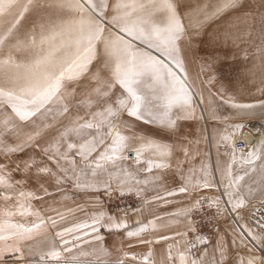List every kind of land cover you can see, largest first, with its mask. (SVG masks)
I'll use <instances>...</instances> for the list:
<instances>
[{
    "label": "snow or ice",
    "instance_id": "1",
    "mask_svg": "<svg viewBox=\"0 0 264 264\" xmlns=\"http://www.w3.org/2000/svg\"><path fill=\"white\" fill-rule=\"evenodd\" d=\"M244 4L221 0L209 11L184 0H0V264L9 258L26 264L29 257L34 264H157L153 246L162 242L159 264H264V139L237 147L234 137L246 125L228 123L264 119V99L237 102L221 88L220 104L217 93L205 100L187 69L203 22ZM194 15L202 17L196 25ZM244 17L243 30L228 27L213 37L235 51L210 56L201 72L214 73L237 58L241 44L255 49H243V60L264 67V0ZM259 91L264 95V87ZM224 105L229 115L218 112ZM205 112L218 127L217 161L185 168L200 154L201 141L190 140L182 122L203 119ZM143 125L163 130L171 142ZM21 153L24 159H13ZM173 158L179 183L169 188L154 170L172 168ZM69 183L88 194L91 212L56 199L57 193L66 198ZM214 188L223 191L210 194ZM101 196H135L140 203L113 210ZM177 196L185 202L168 219L152 213L130 223L152 203ZM46 197L51 202L37 209L33 201ZM205 208L214 210L210 226L231 218V243L218 226L212 237L201 231L196 217ZM102 230L147 250L110 249Z\"/></svg>",
    "mask_w": 264,
    "mask_h": 264
},
{
    "label": "crops",
    "instance_id": "2",
    "mask_svg": "<svg viewBox=\"0 0 264 264\" xmlns=\"http://www.w3.org/2000/svg\"><path fill=\"white\" fill-rule=\"evenodd\" d=\"M213 3L212 9L215 8L217 4L216 1L211 0ZM186 6L192 7L193 5H189L188 0H184ZM261 3V0H245L244 8L241 11H233L228 10L222 13L218 17H211V19L203 22V26L200 29L201 36L200 38L194 42L191 51L188 54V62L187 69L188 75L190 78V82L193 83V87L197 91V93H203L205 100L208 99L209 93H217L216 103L220 104L219 100V90L223 88L225 94L228 96H232L237 102H254L258 99H264V95L261 94L259 89L264 87V67H261V62L259 60L249 59L248 61L243 60V49H247L249 53L253 52L255 49L251 44H241V51L237 58L231 59L221 65L216 66V70L214 73L212 72H201V65L204 61H206L210 56H215L218 54H222L223 52H228L231 56V53L235 51L230 45L228 47H221L220 41H214L213 37L216 34L222 33L225 28L232 27L233 31L237 29L243 30L246 26V21L244 14L249 9L258 10V6ZM215 5V6H214ZM201 7L202 5H198ZM197 6V7H198ZM211 9V10H212ZM187 24V20H185ZM255 43L258 44L259 40L256 39ZM253 64L256 65L253 68ZM252 70L251 72L249 70ZM255 73L254 75L252 73ZM215 75L217 78L213 81L212 84H208V78L210 75ZM204 107V105H201ZM218 112L223 113L224 115H229L231 109L227 105L218 109ZM228 123H245V131H249L250 134H246L245 136H252L253 141L250 143L249 147L253 144H258L261 139H264V119L261 118H248L246 120L240 121H228ZM183 124V132L188 135V138L192 141L199 139L201 142L197 146L200 150L199 155H195V158L189 159L185 162L184 167H198L202 161L208 162L211 164H215L217 161L218 153L215 147V133L218 130L217 124L215 121L211 120L208 116V113H204V118L200 120H190L182 122ZM143 129L149 134L153 135L158 140H164L167 142H171L168 140V134L163 130L151 128V126L143 125ZM224 125H219V128H223ZM25 131H27V127L25 126ZM251 131H254L252 133ZM207 137V139H205ZM235 138V137H234ZM29 155L32 154L30 150H26ZM25 156L23 153L15 155L13 159L22 160ZM3 156H0V160H3ZM181 160H184V157L180 156ZM77 165H79L80 161L76 159ZM133 160H128L125 162L127 166L133 165ZM173 167L162 172L158 173L154 170V174H159L164 177V184L166 187L172 188L175 187L179 183V177L175 176V159L172 160ZM16 179L21 178L20 173H13ZM175 179L176 184L173 183ZM217 179L219 177L217 176ZM32 188V184L29 183L27 186ZM64 187V196L66 198L61 197V194H56V199L61 201L62 205L75 208L76 205H84V212H91L93 209L90 204H88V194L78 191L75 189L71 183L63 186ZM34 190V189H33ZM50 191H55L54 187L49 189ZM223 188L219 189H211L209 193H218L222 192ZM162 194V193H161ZM152 192L149 191L148 196L151 197ZM172 200V203L164 204L163 202L157 201L152 203L149 208L151 211H145L144 217L131 216L130 223L137 219H152V213L155 215L161 216L165 219H168L166 214L172 213L176 211L178 208L182 207L183 202H185V197L177 196L168 198ZM51 202V198L46 197L43 201H33L34 206L37 209H44ZM2 203V202H0ZM140 201L131 206H138ZM130 207V208H131ZM77 217H82V212L76 213ZM135 226V225H133ZM219 227L221 232H227L229 235L226 237L227 241L231 243V232L232 228L235 227V224L231 220L230 217H225L219 221V223L215 224V228L209 235L212 237L216 227ZM175 227V226H174ZM102 235L104 236V240L106 246L110 249L114 248H124L125 250L134 253V254H142L145 252L146 246L138 244L134 239L128 241L122 235H115L109 233L107 231L102 230ZM121 241H124L121 243ZM214 242V241H213ZM131 244V247H129ZM155 259L157 264H159L161 258L165 254V244L162 242L161 244L154 245ZM35 258H26V263L34 262ZM8 264H16V261L9 258ZM129 264H135V262L130 261Z\"/></svg>",
    "mask_w": 264,
    "mask_h": 264
},
{
    "label": "built area",
    "instance_id": "3",
    "mask_svg": "<svg viewBox=\"0 0 264 264\" xmlns=\"http://www.w3.org/2000/svg\"><path fill=\"white\" fill-rule=\"evenodd\" d=\"M234 139L240 141L237 147H242L244 145H247V141L240 139V137H236ZM101 199L104 200L108 208L113 210H115L117 206L130 208L131 206L139 202V200L135 196L126 197L123 200L113 199L111 201H109L107 197L101 196ZM213 215H214V210H209L205 208V210L199 213L196 217L197 221L201 225V231L208 236L211 234L216 224V220H211V226H210V217Z\"/></svg>",
    "mask_w": 264,
    "mask_h": 264
},
{
    "label": "rangeland",
    "instance_id": "4",
    "mask_svg": "<svg viewBox=\"0 0 264 264\" xmlns=\"http://www.w3.org/2000/svg\"><path fill=\"white\" fill-rule=\"evenodd\" d=\"M213 1H216L218 3L221 2V0H213ZM188 2H189V5H193L192 8H196L198 5H202L201 8H203L205 5H207L209 11H211L212 6H213V3L211 2V0H188ZM201 19H202V17H200L199 15H194L193 18H192V24L193 25L198 24L201 21ZM209 19H211V18H209ZM187 23H188V21H187ZM204 23H206V22L204 21ZM251 132L253 133L254 131H251ZM254 134H255V132H254ZM221 151H223V150H221ZM26 264H34V262H29V263H26Z\"/></svg>",
    "mask_w": 264,
    "mask_h": 264
},
{
    "label": "bare ground",
    "instance_id": "5",
    "mask_svg": "<svg viewBox=\"0 0 264 264\" xmlns=\"http://www.w3.org/2000/svg\"><path fill=\"white\" fill-rule=\"evenodd\" d=\"M246 134H250L249 131H245L242 134V136H239V137H240V139L247 141V145H250V143H252V141H253V137L252 136L247 137V136H245Z\"/></svg>",
    "mask_w": 264,
    "mask_h": 264
}]
</instances>
